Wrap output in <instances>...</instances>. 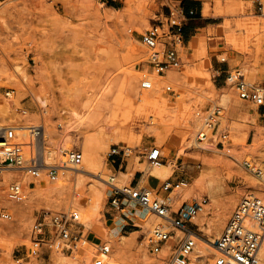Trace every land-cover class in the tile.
Masks as SVG:
<instances>
[{
	"label": "rangeland",
	"instance_id": "1",
	"mask_svg": "<svg viewBox=\"0 0 264 264\" xmlns=\"http://www.w3.org/2000/svg\"><path fill=\"white\" fill-rule=\"evenodd\" d=\"M113 2L115 5L105 0H0V124L15 126L14 132H21L20 125L44 123L52 149L68 146L69 149H82L85 155L83 136L106 130L112 118L119 122L121 115L115 116V111L119 110L118 99L127 95H142L143 89L139 85L144 73L159 80L157 90L163 96L169 100L179 98L176 112L180 108L191 112L193 128L187 140L196 136L201 124L196 115L198 109L219 103L224 93L230 99L237 97L245 109L247 132H241L229 121L222 124L223 116L229 119L233 108H229L228 101H224L226 108L223 106L224 114L219 127L228 126L230 129V150L217 148L214 141L210 144L212 148L192 147L185 153H179L183 142L178 133L165 135L167 131L160 128L159 132L165 136H157L153 130L148 131L145 121L123 126L125 134H117L111 143L98 149L100 162H106L108 181L112 175L122 179L124 172L115 169L111 160L106 159L112 144L127 143L132 149L127 158L129 165L134 171L141 170L147 174L139 185L153 188L147 182L151 165L138 152L152 144L161 146L164 153L162 163L169 164L171 161L174 164V170L168 177H183L188 184L183 191H180L182 186L171 194L174 209L184 200L208 198L211 181L218 192L217 201L212 202L208 198L209 204L196 216L192 227L205 238H216L243 194L254 192L264 198V184L260 187L250 184L252 177H260L244 165V160H250L264 169V104L258 105L241 98L235 85L226 80L229 71L239 69L248 82L264 92V24L259 25L252 17L262 12L257 2L255 7L253 0H216L215 13L223 14L222 24L209 29L195 53L187 54L179 70H170L166 77L159 78L144 61L147 47L141 43V33L151 23L164 20L169 12L168 4L172 2L132 0L131 9L125 14L116 10L125 4L124 0ZM107 14L113 17L108 18ZM212 36L225 47L211 46ZM131 44L142 52L130 57L128 49ZM212 52H216L217 61L214 64ZM208 57L211 64L207 63ZM229 61L231 66L223 73L224 80H215L219 78L216 72L218 64ZM205 63L207 65L202 66ZM197 67L203 68L206 77L200 74L191 76L188 69L195 70ZM167 83L172 84L176 94L165 90ZM6 90L14 91L6 95ZM146 90L150 94L155 92L154 88ZM147 124L153 125L150 121ZM26 131L23 138L17 139L13 135L12 140L23 144L29 154L31 135L28 128ZM94 143H97L96 140ZM139 162H143V166ZM59 174L66 175L61 170ZM93 176H85L82 184L76 186L75 175L72 174L65 190L59 192L43 188L42 184L48 182L50 186H55L60 180L59 176L51 179L47 170H43L35 179L24 178V182L35 181L30 187L24 184L26 196L20 201L7 198V182H3L0 209L11 214V218L0 217V247L5 243L11 245L10 255L4 257L3 263L20 264L16 259L23 256L32 244L31 230L39 211H78L71 200L77 192L89 191L90 183L96 182ZM167 178H158L157 185L161 186ZM129 181L124 185H128ZM109 184L104 186L100 183L104 189L101 208L96 211L85 207L81 215L88 212L89 218L85 214L82 222L78 221L79 217L78 222H74V227L83 230L77 247L63 251L43 247L38 257L23 259L22 264H93L97 255H105L102 259L106 264H165L147 247V238L153 227L161 223L160 217L156 218L151 212H147L145 217L131 214L129 206L116 210L109 200ZM152 190L156 192V188ZM184 192L187 197H183ZM158 195L164 196V192L160 190ZM123 212L133 218L135 225H126L121 232L115 233L113 230L118 220L123 225L127 224L124 218L132 222ZM201 214L204 225L212 223L210 233L200 228L198 219ZM121 234L127 235L123 241ZM96 241L109 243L110 253L97 254L93 247ZM169 244L166 243L160 256L165 255ZM214 256L209 253L207 257L199 258L198 264H211Z\"/></svg>",
	"mask_w": 264,
	"mask_h": 264
},
{
	"label": "built area",
	"instance_id": "2",
	"mask_svg": "<svg viewBox=\"0 0 264 264\" xmlns=\"http://www.w3.org/2000/svg\"><path fill=\"white\" fill-rule=\"evenodd\" d=\"M256 1L259 11L263 13L264 0ZM168 9L169 12L164 20L159 19L156 23H151L150 27L141 33V41L147 47V57L144 61L152 68V72L160 75H166L169 70H179L184 64V55L187 54L183 25L194 14L193 9L186 10L181 3L176 2L168 4ZM221 60L226 61V58ZM147 74L144 73L140 79L141 89H151L154 86L153 79ZM226 80H230L235 85L241 98L251 100L258 105L264 104V92L248 82L239 69L229 71ZM164 88L176 94L171 83L165 84ZM12 91L14 90H6L5 93L10 95ZM222 111L223 105L219 103L196 111L201 122L196 132V140L207 144L215 141L217 148L230 150V129L228 126L219 127ZM13 127L0 126V188L2 189V183L6 181L5 192L9 200L24 199L26 196L24 184L30 187L43 170H47L51 179H55L65 165L74 167L82 163L83 150L70 148L66 150L62 164L58 162L45 164L51 146L50 135L46 133L44 127L41 124L27 127L31 135L29 154L23 144L12 140ZM138 153L143 155L150 165L164 160L162 147L156 144L146 146ZM131 154L132 149L127 143H114L110 146L106 160L110 159L111 165L116 161L122 164ZM244 165L256 176L264 173L263 168L254 161L244 160ZM27 176L34 179L24 182ZM186 184L187 181L180 176L168 177L161 186L156 187V192L152 190L155 188H148L145 185H132L131 180L128 185L109 184L111 188L109 200L116 210L127 209L129 206L128 212L131 214L137 213L145 217L147 212H153L160 217L161 223L153 227L147 238V247L153 254L161 257L165 264L191 262L190 254L195 249L196 234H198L192 227L193 221L208 202L207 197L201 200L196 198L191 201L184 200L177 209H174V199L171 194ZM160 190L164 192V196L158 195ZM139 209L145 212L139 214ZM123 213L129 217L127 213ZM0 217L11 218V214L5 209H0ZM129 218L135 225L133 218ZM74 222H78L75 210L39 211L31 230L32 244L16 261L22 264L23 259L38 257L43 247L62 251L77 247L83 230L74 227ZM263 240L264 198L254 192H247L241 196L222 231L215 238L213 243L218 253L213 257L211 264H264V258L260 255ZM168 242L170 244L165 255L160 256ZM93 247L97 254L110 253L111 250L110 244L103 241L93 242ZM93 264H106V262L97 255L93 258Z\"/></svg>",
	"mask_w": 264,
	"mask_h": 264
},
{
	"label": "bare ground",
	"instance_id": "3",
	"mask_svg": "<svg viewBox=\"0 0 264 264\" xmlns=\"http://www.w3.org/2000/svg\"><path fill=\"white\" fill-rule=\"evenodd\" d=\"M124 3L125 4L122 7H120L119 9H116L121 14H125V13L130 11L132 0H124ZM106 16L108 18L113 17L112 14H107ZM202 39H204V37L203 38H201V36H200V38L194 37V39L191 40L192 41L191 44H192L193 48L195 47V49H196L198 47L199 41ZM141 43L143 44L142 41H141ZM141 52L142 51H137L133 44H131L130 48L128 49V55L130 57L135 56L136 54H139ZM207 60H208L207 63L211 64L210 57H208ZM205 65H207V64L205 63L202 66H205ZM189 71H190L191 76H193L195 74H200V75H203L206 77V74H205V71L203 70V68L197 67L195 70L194 69H191V70L188 69V72ZM167 75H168V73L165 76H167ZM158 76H159V78H161L164 75L158 74ZM152 79L154 81V86L152 88H154V91H155L154 92L153 90H151L152 92H154L153 94H150L149 92H147L146 89H143L144 92L142 91V95L138 94V95H133V96L127 95L123 98L120 97L118 99V109L119 110H118V112L115 111L116 117L121 115L119 122L117 120H113V118H112V122L107 126L106 130H103L101 132H98V133L92 134V135L91 134L90 135L85 134L83 136L84 137L83 141H84V146H85V155L83 157L84 160H83L82 165H78V166H74V167H72L70 165H65V168L61 169V171H64L66 173V175L63 176V175L59 174L58 176L60 177V180L56 183L55 186H50L48 184V182L45 184H42L43 188L63 192L65 190V187L68 185V183H69L68 179L71 177L72 174L75 175L76 186H79L82 184L83 178L85 176H91L92 174L94 175L92 178H95L96 182L90 183V185L88 186L89 191L77 192V195L73 196V198L71 200V204H73L74 206H76L79 209L78 211H75V213L77 214V217H79V220H78L79 222L83 221V217L85 219V214H86L85 212H87L88 210L84 212L85 214L83 213L84 216L81 215V210H83L85 207H87V208L92 207V210L94 208V210H96V211L101 208V206H102L101 200H102L103 194H104V189L100 185L101 182L104 184V186L107 183H113L116 185H124V183L126 181H129L131 179V177L134 173V170H133V166L131 167L130 165H128V167H127L128 169L126 172L123 173L122 179H118V177H116L115 175H112L110 177V180L108 181L109 176L105 172V168H106L105 163L106 162L101 163L99 158H98L99 147H102L104 144H109V142L111 140L115 139V136L117 134H125V131L122 129V127L127 126L128 124H130V122L145 121L144 124H146L148 131L153 130L157 136H165V135H169L173 132L178 133L180 135L181 141L183 142L182 147H180V149H179V153H185L188 148H192V147L212 148L210 146V144H207V142L199 143L196 140V136H194L191 140H187L188 135H189V133H191L192 128H193V123H192V119H191L193 117H191V112H189L188 110H182L181 108L179 109L178 112H176L175 107L179 106V104H177L180 101L179 98H174V99L172 98V100L171 99L169 100L167 97L163 96L162 93H160L157 90L159 88L158 87V85H159L158 81L159 80L155 79V78H152ZM205 81H206V79H205ZM10 95H11V93H10ZM115 100H117V99H115ZM221 100H223V101H221ZM224 101L225 102L228 101L227 104H229V108L230 107H233V108H231V111H230L231 114L229 113V115H230L229 119H226V117L223 116L222 124L224 121H229V122H232L234 124L235 128H237V127L240 128L241 126H243L244 117H243L242 112L240 113V110H243V106L240 104V100L237 97L230 99L229 95L224 93V94H222V96L218 100V102H219V104H222L224 106V108H226V106H225L226 104ZM223 114H221V116H220L221 119H222ZM149 121L153 125L147 124V123H149ZM2 125L3 124H0V126H2ZM41 125L45 129L44 123ZM10 127H13V126L11 125ZM19 127L21 128L19 130H22L21 132L20 131L14 132V129L12 131V134L15 137H17V139L23 138V136L25 134H27L26 130H27L28 125H20ZM160 128H164L167 131V134L163 135L162 133H160L159 132ZM239 138H241V137H239ZM95 140L97 143H94ZM186 140H187V142H186ZM184 142H186V143H184ZM129 147H131V146H129ZM67 149H69L68 146L60 147L59 149H56V148L55 149H52V148L49 149V151L46 155V159H45L46 163L45 164H49L52 162H58V164H62V161L65 159L64 155H65V152ZM139 164L142 165L143 162H139ZM173 166H174V164H172L171 161L169 164H164L161 162L158 164L151 165L148 172H149V174H153V175L163 179V178H167L173 172V170H174ZM145 169H146V166H145ZM263 171H264V169H263ZM89 174H91V175H89ZM144 175L143 176L146 177L147 174H144ZM259 177L260 178L252 177V183H250V184H254L257 187H260L259 185H263L264 184V173ZM184 186H186V185H184ZM184 186H183V188L180 189V191L184 190ZM187 186H188V184H187ZM189 188H191V186ZM174 197L176 199V195ZM183 197H187V193L185 194V192H184ZM217 197H218L217 189L214 187V185L210 181L209 188H208V198H210V200L212 202H216ZM208 204H209V201L204 205V207L201 211H203ZM151 213L154 214L153 212H151ZM86 215L88 217V215H89L88 212ZM94 215H95V213H94ZM154 215H156V214H154ZM202 215L203 214H201L200 215L201 217H199V219H198V223L201 225L200 228H201V230H204L205 233H210L212 231V223H209L208 225H204L203 224L204 218ZM90 216H92V215H90ZM156 218H159V217L157 216ZM113 231L116 233V230H113ZM126 236L127 235H125V234H121L120 239L123 241L126 238ZM196 237H197L196 240L198 239V241L196 243L194 251L190 254L192 264H198L199 258H202L204 256L207 257L209 253H213L214 255L216 253H218V250L213 243L215 240L214 237L205 238L203 235H199V234H196ZM10 252H11V245L9 243H5L3 246L0 247V264H4L3 263L4 257L9 256ZM260 255L264 257V240H263L261 248H260ZM99 257L104 258L105 255H100ZM208 263H210L209 260H208ZM188 264H190V262Z\"/></svg>",
	"mask_w": 264,
	"mask_h": 264
},
{
	"label": "crops",
	"instance_id": "4",
	"mask_svg": "<svg viewBox=\"0 0 264 264\" xmlns=\"http://www.w3.org/2000/svg\"><path fill=\"white\" fill-rule=\"evenodd\" d=\"M1 1H5V0H1ZM107 1V0H105ZM163 1V0H161ZM171 2H176V3H181L184 8L186 10L189 9H193L194 10V14L185 22V24L183 25V37H184V43H185V47H186V54H193L195 51V47L193 48L192 44H191V40L194 39V37H198L203 38L204 35H208L209 29L214 26L217 25L219 23H221L222 19H223V14H216L215 13V5H216V0H168ZM254 5L256 7V0H253ZM206 3H209L206 4ZM151 7H152V3H151ZM151 9V8H150ZM253 19L256 20V22L259 23V25H263L264 24V12L261 15H253L252 16ZM263 18V19H262ZM250 22H253L252 20H250ZM222 24V23H221ZM205 38V37H204ZM212 40L209 42L211 46H218L220 49L225 47V44H221V41H217V39H215V36L211 37ZM202 40L199 41V44H201ZM198 44V45H199ZM224 51V50H222ZM231 51V50H229ZM212 59H213V64L215 61H217L216 59V52H212ZM187 57V55H184V58ZM215 66V65H214ZM231 66V62H225V63H219L218 67L216 69L217 75H219V78H215L218 79L219 81L224 80V72H227L229 70ZM223 75V76H221ZM163 77H166L165 75ZM240 104L242 105V103L240 102ZM242 112L243 117H244V124L243 126L240 127L241 132H247L246 130V126H247V118L245 115V109L243 107V110H240V113ZM231 114V112H230ZM129 165V159H127V161H125L122 164H119L118 161H116L115 163L112 164V166L117 169L119 168V170H121L122 172H126L127 171V167ZM144 173L141 170H135L132 177H131V183L132 185H136L139 184L140 181L146 177L143 176ZM152 175V176H151ZM159 177L153 175V174H149L147 177V182L149 184V186L156 188L158 185V180ZM143 179V180H144ZM145 210L143 209H139L138 213L142 214L144 213ZM127 217V216H126ZM125 221H127V224L122 223L121 220L117 221V225L114 228V230H116V233L121 232V228H124L126 225H134L133 222L128 221L126 218H124Z\"/></svg>",
	"mask_w": 264,
	"mask_h": 264
},
{
	"label": "trees",
	"instance_id": "5",
	"mask_svg": "<svg viewBox=\"0 0 264 264\" xmlns=\"http://www.w3.org/2000/svg\"><path fill=\"white\" fill-rule=\"evenodd\" d=\"M107 2H108L110 5H115V3L113 2V0H107Z\"/></svg>",
	"mask_w": 264,
	"mask_h": 264
}]
</instances>
